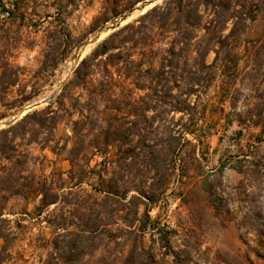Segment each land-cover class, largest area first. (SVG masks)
Returning <instances> with one entry per match:
<instances>
[{
  "label": "rangeland",
  "instance_id": "1",
  "mask_svg": "<svg viewBox=\"0 0 264 264\" xmlns=\"http://www.w3.org/2000/svg\"><path fill=\"white\" fill-rule=\"evenodd\" d=\"M143 1L0 0V53H10L11 62L21 72L17 86L7 90L0 87V121L41 98L47 101L35 110L55 102L82 60L109 36L77 60L81 47L102 26ZM234 3L246 9L258 4L260 9L256 19L248 22L240 34L238 43L220 51L215 79L209 88L199 89L200 99L193 110L185 103V91L189 88L185 81L175 90L178 97L166 99L160 108L156 102L143 99L145 92H138L135 102L126 98L116 104L121 105L120 113L109 112L118 122L129 121L128 127L133 131L153 133L168 128L174 136L181 137V144L173 160L174 149L169 150L172 143L162 142L158 150L164 160L166 155L170 158L157 164L158 170L149 174L145 175L141 158L133 180L146 185L147 196L133 188L119 199L126 222L115 225L107 236L97 238L83 264H264V0H234ZM14 4H18L21 12L25 11L17 20L6 12ZM65 34L70 39L60 44L58 39ZM20 36L23 38L16 44ZM141 52L135 55L138 61L146 59L147 54ZM215 57L214 52L210 53L208 63ZM69 67L70 72L65 74ZM86 81L87 87L98 86L102 76L96 71ZM82 91L81 86L73 90L75 98L69 105L72 103L78 109V105L88 108L94 105L99 111L112 105L106 100L91 101V96L79 101ZM25 97L30 99L21 104ZM190 101L193 106L196 97ZM131 103L139 108L134 115ZM74 120L79 122L75 130L86 128L93 135L100 125L89 119L84 125L85 119L78 115ZM93 135L85 141L74 138L70 146L105 149L104 143ZM132 145L146 155L151 143H138L135 138ZM129 146L124 144V150L130 149ZM113 151L110 148L108 158L113 157ZM49 157L57 165L51 164L46 173L54 166L63 171L71 168L68 161ZM104 159L102 154L92 158L91 153L87 156L80 153L77 162L98 170ZM97 187L98 178L90 173L83 188L94 192ZM36 205L37 202L31 201L27 206L20 197L10 201L12 257L3 264L56 263L51 257L55 233L46 222L49 212L38 215ZM135 205H139V216L131 228L127 221L133 220ZM147 210L150 220L145 217ZM23 212L27 214L20 220ZM144 226L148 230L142 238ZM116 228H120L117 233ZM113 234L119 238H113ZM2 246L0 242V250Z\"/></svg>",
  "mask_w": 264,
  "mask_h": 264
},
{
  "label": "trees",
  "instance_id": "2",
  "mask_svg": "<svg viewBox=\"0 0 264 264\" xmlns=\"http://www.w3.org/2000/svg\"><path fill=\"white\" fill-rule=\"evenodd\" d=\"M12 6L6 10L8 16L17 20L20 14L25 15L18 4ZM259 9L258 4L247 9L244 5L238 7L234 0H165L102 41L82 60L55 102L0 130V242L3 243L0 264L12 257V220L8 217V207L13 198H23L27 206L31 201L37 202L35 213L38 215L49 212L47 221L44 220L55 233L51 241V257L55 264H83L84 256L97 238L107 236L120 222L125 223L127 219L119 199L133 188L147 196L146 185L133 180L141 158L145 175L158 170L157 164L170 158L166 155L164 160L158 147L162 142L172 143L169 150L174 149L171 159L175 160L181 137L174 136L168 128L153 133L133 131L128 127L129 121L118 122L111 114L122 111L121 105L116 104L126 98L135 102L137 93L145 92L143 99L156 102L160 108L161 104H166V99L177 98L175 90L187 81L185 103L193 110L200 99L199 89L209 88L215 79L214 69L220 51L238 43L240 34L248 22L256 19ZM228 29L230 31L225 35ZM22 38L18 37L15 43ZM69 39L65 34L58 42L61 44ZM137 52L147 54L146 59H135ZM212 52L216 57L209 64L208 56ZM11 57L10 53H0V87L5 90L17 86L21 79L20 68L11 62ZM233 62L237 63L236 60ZM96 71L102 81L98 86L87 87L86 79L92 78ZM80 86L83 91L77 98L79 101H83L84 96H91V101L106 100L112 105L100 111L94 105L90 108L78 105L80 110L72 103L69 105L75 98L73 90ZM118 90L121 91L118 93ZM193 96L196 103L192 106ZM29 99L23 98L21 104ZM138 109L132 104L131 114H136ZM75 115L85 119L84 125L88 119L99 123L98 131L93 135V131L86 128L75 130L79 123L73 121ZM89 135L101 140L105 149L70 146L74 138L85 141ZM135 138L138 143H151L146 155H141L138 146L132 145ZM124 144H131L130 149L124 150ZM110 148H114L112 158H108ZM80 153L86 156L91 153L92 158L102 154L105 159L98 165V170L91 169L90 164L77 162ZM49 155L68 161L71 168L63 171L55 167L57 164ZM51 164H55L54 168L46 173ZM90 173L98 178L94 192L83 188ZM148 211L145 217L150 220ZM26 214L23 212L20 220H24ZM138 216L139 205H135L133 220L127 221V226L133 228ZM147 228L141 227L142 238ZM119 230L116 228V233ZM112 237L119 238L117 234Z\"/></svg>",
  "mask_w": 264,
  "mask_h": 264
},
{
  "label": "water",
  "instance_id": "3",
  "mask_svg": "<svg viewBox=\"0 0 264 264\" xmlns=\"http://www.w3.org/2000/svg\"><path fill=\"white\" fill-rule=\"evenodd\" d=\"M161 1H163V0H144L143 2L139 3L138 5H136L135 7L130 9L129 11H127L126 13L118 16L114 20L105 24L95 33V35L91 39H89L81 47L79 53L76 55L75 58H77V60H80V57L85 52L86 48L88 46L94 45V44H95V46H97L100 43L101 37L104 34H108L107 36H110L112 33L120 30L125 25L130 23V22H128V23L124 24V22H126L132 15L139 13V16H143L147 12H149L150 10H152L153 8L158 6L159 2H161ZM41 105L42 104H38L36 102L31 103V104L27 105L25 108L18 111L15 115L9 117L6 120L0 121V130L13 126L17 122H19L21 119H23L27 114L31 113L32 111H34L36 108L40 107Z\"/></svg>",
  "mask_w": 264,
  "mask_h": 264
},
{
  "label": "bare ground",
  "instance_id": "4",
  "mask_svg": "<svg viewBox=\"0 0 264 264\" xmlns=\"http://www.w3.org/2000/svg\"><path fill=\"white\" fill-rule=\"evenodd\" d=\"M161 2H162V1H161ZM161 2H159V4H160ZM138 16H139V13H136V14L132 15V16H131L126 22H124V24H126V23H128V22H130V21H132V20H134V19H136ZM108 33H109V32H108ZM107 35H108V34H104V35L101 37V40H103L104 38H106ZM94 47H95V44H94V45H90V46H88L83 54H84V55L88 54V52H90L91 49L94 48ZM83 54H82V56H84ZM82 56H81L80 58H82ZM71 68H72V67H69L68 69H66L65 74H66V72H70ZM46 96H47V95H46ZM43 101H47V99H46V98H41V99H39L38 101H35V102L38 103V104H43V103H44Z\"/></svg>",
  "mask_w": 264,
  "mask_h": 264
},
{
  "label": "crops",
  "instance_id": "5",
  "mask_svg": "<svg viewBox=\"0 0 264 264\" xmlns=\"http://www.w3.org/2000/svg\"><path fill=\"white\" fill-rule=\"evenodd\" d=\"M255 130H256V132H258V131H259V128H256ZM262 141H264V137H263V140H262ZM259 142H261V141L258 140V143H259ZM263 143H264V142H263Z\"/></svg>",
  "mask_w": 264,
  "mask_h": 264
}]
</instances>
